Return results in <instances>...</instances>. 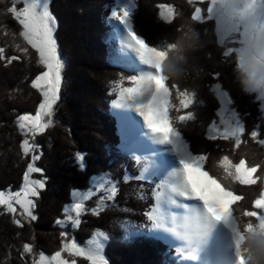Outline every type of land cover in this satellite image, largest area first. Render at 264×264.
I'll return each mask as SVG.
<instances>
[{
    "label": "snow or ice",
    "instance_id": "snow-or-ice-1",
    "mask_svg": "<svg viewBox=\"0 0 264 264\" xmlns=\"http://www.w3.org/2000/svg\"><path fill=\"white\" fill-rule=\"evenodd\" d=\"M187 2L193 8L189 19L194 24H213L215 43L220 46L224 63L229 64L232 55H240L241 46L247 45L253 34L261 38L264 55V0H199L200 6H196L197 0ZM157 7L160 19L176 30L172 21L180 13L171 4ZM105 9L107 59L120 69L108 82V94L114 97L109 107L119 135L116 147L134 162L136 169L134 174L125 170L121 179L124 183L137 182V196L146 202L139 213L141 223L119 222L123 239L146 236L162 241L175 264H249L250 257L242 247L245 233L264 234V158L249 159L247 152L236 156V150L251 142L264 156V107L260 122L252 128L235 116L229 118L227 112L217 113L218 119L208 125L206 138L226 144H217L220 155L216 167L222 175L212 173L207 165L209 154L191 149L182 136V126L195 116L191 110L181 113L196 103L195 96L163 74L166 52L162 45L169 49L173 45L167 40L160 44L148 42L138 32L134 24L137 0H110ZM0 15L10 16L18 25L9 29L0 23V36L4 37L0 64L7 67L14 61L28 62L35 57L39 68L31 75L29 85L38 94L34 110L17 113L13 122L20 136V157L29 158L25 160L22 181L16 190L0 189V214H9L11 222L23 228L37 220L36 201L46 187L47 177L36 164L40 159L36 138L56 123L67 62L55 35L57 19L50 11V0H0ZM208 75L217 80L221 73ZM248 83L255 99L264 101V77ZM211 89L222 104L223 100L231 104L219 82ZM18 91L19 86L12 90ZM9 98H13L11 94ZM84 155L75 154L81 170L85 167ZM34 173L40 174L39 178H33ZM90 179L87 190L70 191V202L62 206V216L55 220L58 249L46 255L35 247L34 236L20 240L17 251L21 264H80L81 260L84 264H109L104 251L110 239L108 233L95 229L81 245L69 231V227H79L86 214L98 216L117 204L119 181L108 172ZM226 180L258 189L250 206H240L238 202L244 197L236 194ZM16 238L20 239V233Z\"/></svg>",
    "mask_w": 264,
    "mask_h": 264
},
{
    "label": "trees",
    "instance_id": "trees-1",
    "mask_svg": "<svg viewBox=\"0 0 264 264\" xmlns=\"http://www.w3.org/2000/svg\"><path fill=\"white\" fill-rule=\"evenodd\" d=\"M108 3L110 0H50V11L57 19L55 35L67 62L64 73L66 83L62 88L60 102H65L63 107L67 112L71 110L70 117L73 121L67 126L64 123L52 125L54 132L50 130L36 138L40 149V159L36 164L47 177L46 187L36 201L34 212L37 220L32 221L30 226L26 224L20 228L11 222L9 214H0V261H6V264H21L17 246L20 240H28L30 236L35 237V247L43 250L45 254L57 250L60 238L55 220L61 218L62 206L70 202V191L87 190L91 184L90 178L102 172L110 173L114 180L121 183L117 204L105 209L98 216L86 214L75 230L69 227L76 240L82 241L93 230L100 229L110 236L104 249L109 264H175L172 253L168 252L162 241L146 236H134L124 240L119 227L122 220L141 223L143 217L139 213L146 206V202L137 196V182L124 183L121 179L125 170L134 174L136 169L134 162L116 147L119 142L117 122L109 111V102L113 96L108 94V82L116 78L120 69L108 62L109 49L104 43L107 29L103 18L106 15L105 5ZM162 3L171 4L176 12L187 18L193 10L187 0H137L134 24L138 32L151 43L163 41L162 37L166 38L174 31L171 25L159 17L160 9L157 5ZM196 6H200L199 0ZM179 16H175L173 25L178 26ZM0 23L9 29L18 28L10 16L0 15ZM195 25L209 41L205 53L199 54L198 62L209 73L219 71L221 76L213 80L212 76L207 75L198 82L193 92L196 103L181 113L191 110L195 119L182 126V136L191 149L206 151L209 154V170L222 175L216 167L220 155L217 144L224 145L226 142L210 141L206 138L209 134L208 125L218 119L217 113L222 105L211 85L217 82L221 84L222 90L228 94L234 112L248 128L260 122L261 104L255 99V94L246 95L233 83L231 68L221 60L220 46L215 43L213 24L205 22ZM205 29L207 35L204 34ZM3 42L4 37L0 36V44ZM8 42L11 43L10 37ZM38 71L35 57L28 62L14 61L7 67L0 64V189L10 187L16 190L22 181L25 160L29 158L20 157V136L13 122L17 113L34 110L38 94L29 85L31 75ZM17 86L20 91L13 93L12 90ZM77 91L80 93L77 94ZM10 94L13 98H9ZM63 94L66 98H63ZM80 115L87 116V122L91 121V128L87 130L82 127L79 137L74 121H78ZM77 152L85 154L83 170L75 159ZM241 152H247L249 159L253 156L257 159L264 158L258 147L251 142L247 147L242 144L236 150V156ZM225 183L231 184L235 193L244 197L238 202L240 206H250L257 188L231 181ZM146 195L150 197L151 194ZM124 208L131 211H121ZM17 233H20V239L16 238ZM8 245L12 247L9 249ZM80 264L84 262L81 260Z\"/></svg>",
    "mask_w": 264,
    "mask_h": 264
},
{
    "label": "clouds",
    "instance_id": "clouds-1",
    "mask_svg": "<svg viewBox=\"0 0 264 264\" xmlns=\"http://www.w3.org/2000/svg\"><path fill=\"white\" fill-rule=\"evenodd\" d=\"M165 40L173 47L169 49L166 45H162V49L166 52L162 62L163 74L170 82L178 83L194 92L198 82L209 73L205 66L198 62L199 54L205 53L208 39L201 34L194 22L180 15L176 30ZM241 47L243 49L241 54H234L230 59L232 81L242 93L251 95L252 90L248 82L264 77L261 38L253 34L250 42ZM242 247L246 249L245 255L250 257L249 264H264V234L245 233Z\"/></svg>",
    "mask_w": 264,
    "mask_h": 264
},
{
    "label": "rangeland",
    "instance_id": "rangeland-1",
    "mask_svg": "<svg viewBox=\"0 0 264 264\" xmlns=\"http://www.w3.org/2000/svg\"><path fill=\"white\" fill-rule=\"evenodd\" d=\"M158 37V36H157ZM162 40H165V38L164 37H162ZM77 94H79L80 92H76ZM63 98H66V96L63 94ZM75 98V97H74ZM221 99V98H220ZM67 101V100H66ZM221 102H222V99H221ZM64 101H62V102H59V104H58V109H57V112H56V117H55V120H56V123H54L53 125H56L57 123H60V124H62L63 125V123L65 124V126H67L68 125V123L72 120L73 121V118H71L70 117V113H71V110L70 111H68L67 112V110H66V108H64L63 107V105H64ZM260 111H261V109H262V107H264V101H260ZM66 110V113L64 112ZM225 112H227V115H228V117L229 118H232L233 116H235L236 118H238V119H240V120H242L241 118H240V116L237 114V113H235L234 112V110H233V107L231 106V104L230 105H228V103H227V100H223V104L221 105V109H220V113H225ZM261 116H262V111H261ZM87 116L86 115H80V119L78 120V121H74V122H76V125H77V129H76V132H77V134H78V136L80 137V134L82 133V130H81V128L82 127H85L87 130L89 129L90 130V128H91V126H90V122H87ZM93 122V121H92ZM52 127V126H51ZM51 127L49 128V129H47L45 132H49L50 130H51V132H54V130H52L51 129ZM118 128V127H117ZM86 130V131H87ZM42 139H44V138H42ZM44 173V172H43ZM39 175L40 174H38V173H34L33 174V178H39ZM38 176V177H37ZM62 183V182H61ZM45 200H47V202H49L50 200H48V199H45ZM44 200V202H46ZM43 204V202L41 203V205ZM43 217H45V216H43ZM59 230V229H58ZM83 233H85V232H83ZM74 236V235H73ZM90 236H91V234L90 235H88L86 238H84V239H82V241H79L80 243H81V245H83L89 238H90ZM75 238V237H74ZM76 239V238H75ZM47 255V254H46Z\"/></svg>",
    "mask_w": 264,
    "mask_h": 264
},
{
    "label": "bare ground",
    "instance_id": "bare-ground-1",
    "mask_svg": "<svg viewBox=\"0 0 264 264\" xmlns=\"http://www.w3.org/2000/svg\"><path fill=\"white\" fill-rule=\"evenodd\" d=\"M163 4V3H162ZM151 8V7H150ZM33 63V62H32ZM34 68V67H33ZM37 71V70H36ZM18 73V72H17ZM16 74V73H15ZM22 96V95H21ZM17 107H19V106H17ZM16 107V108H17ZM21 112H23V111H21ZM10 114V113H9ZM63 202V201H62ZM60 210V209H59ZM125 216V215H124ZM44 226V225H43ZM35 227V226H34ZM42 230V229H41ZM37 231V230H36ZM44 231V230H43ZM42 232V231H41ZM45 233V232H44Z\"/></svg>",
    "mask_w": 264,
    "mask_h": 264
}]
</instances>
